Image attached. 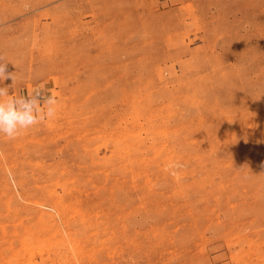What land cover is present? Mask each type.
<instances>
[{
  "label": "rangeland",
  "instance_id": "1",
  "mask_svg": "<svg viewBox=\"0 0 264 264\" xmlns=\"http://www.w3.org/2000/svg\"><path fill=\"white\" fill-rule=\"evenodd\" d=\"M0 264H264V0H0Z\"/></svg>",
  "mask_w": 264,
  "mask_h": 264
},
{
  "label": "clouds",
  "instance_id": "2",
  "mask_svg": "<svg viewBox=\"0 0 264 264\" xmlns=\"http://www.w3.org/2000/svg\"><path fill=\"white\" fill-rule=\"evenodd\" d=\"M8 63L0 56V82L11 78L14 73L7 72ZM58 101L55 96L46 94L43 86L35 87L25 95H9L7 87H0V136L16 139L29 129L54 119L57 115Z\"/></svg>",
  "mask_w": 264,
  "mask_h": 264
}]
</instances>
